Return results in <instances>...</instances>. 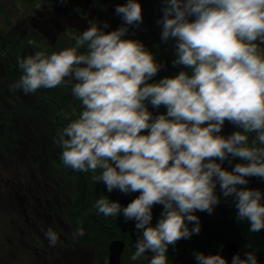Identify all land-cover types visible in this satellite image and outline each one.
<instances>
[{
	"label": "clouds",
	"instance_id": "obj_1",
	"mask_svg": "<svg viewBox=\"0 0 264 264\" xmlns=\"http://www.w3.org/2000/svg\"><path fill=\"white\" fill-rule=\"evenodd\" d=\"M164 5L157 21L161 41L175 40L172 64L191 74L182 70L148 83L164 65L141 41L123 38L129 26L142 23L141 4L128 0L115 9L123 26L106 33L108 24L93 22L72 47L18 58L23 74L10 86L27 95L71 84L83 110L60 113L70 120L57 133L61 160L77 171H98L93 182H102L109 193H140L126 207L101 196L93 208L105 217L122 214L125 222L135 221L130 259L150 251L149 264H168L170 245L199 234L194 213L211 214L220 203L217 183L225 198H233L238 221L247 220L250 232L264 229V193L238 188L248 177L264 179V0H164ZM146 102L155 109L165 106L166 114L153 116ZM225 121L243 131L221 135ZM229 155L246 163L228 171L221 165L231 164ZM156 205L163 210L152 226ZM84 234L82 226L75 233ZM46 238L55 246L59 236L50 227ZM245 255H235L232 264H257L254 252ZM195 259L227 264L219 254L198 252Z\"/></svg>",
	"mask_w": 264,
	"mask_h": 264
},
{
	"label": "trees",
	"instance_id": "obj_2",
	"mask_svg": "<svg viewBox=\"0 0 264 264\" xmlns=\"http://www.w3.org/2000/svg\"><path fill=\"white\" fill-rule=\"evenodd\" d=\"M79 1L80 0H73V8L75 11L82 13V5L79 4ZM92 1L95 5L89 6L92 9L90 23L95 22L101 28H103L105 23L108 24V27L103 28V30L118 29L124 25L121 16L116 14L115 9L119 5L126 4L128 0ZM137 2H139L142 7V23L139 26H129L128 32H131L130 35H126L123 38L141 41L146 49L155 55L157 63L164 65V67L158 71L157 75L151 79L150 83H156L165 77H174L182 70L191 74L190 69L184 66H173L172 64V61L176 59L175 40L170 39L167 42L161 41L162 25L158 24L157 21L161 20L163 17L162 9L165 6L164 0H137ZM4 13L5 9L2 0H0V63H2V45L4 43L2 30H4L5 25H7V21L3 16ZM92 15H96L95 20L92 19ZM114 18L119 19L115 20ZM190 19H194V17ZM79 51H86V46L82 47ZM15 76V74H11V77ZM69 92H71V84L60 86L57 89V100L61 103L63 112H65L64 105L68 103L65 94ZM2 93V73L0 71V150H2L7 157H14L18 150L21 149L19 145L20 142L23 141L28 143L27 152L28 155L30 154V158L37 157L39 153H43V150L40 147H36L34 143H46L48 148H50L49 145L51 142L59 140L57 135L58 131L62 130L70 122V120H65L62 115L59 114L56 120L53 117H47L46 119L41 118V129H34L33 132H31L32 136L26 137V135H23L20 128L22 126L20 117L18 115L6 114L1 100V98H3ZM71 103L73 105L72 109H75L77 114L83 110L81 102L78 99L73 98ZM25 116L23 119L26 120V122L36 128L39 127L35 122L38 121L37 115L35 116L32 113L31 115ZM71 118L74 119L75 117ZM14 127L19 129L13 130ZM50 130L53 131V135ZM220 134L224 135L222 131ZM252 136H254V134L250 135V139ZM62 151L63 149L57 142L56 160L46 163L42 160L43 158H41V155L40 160L42 161H39L37 157L36 159L38 160H36L35 166L39 168L38 170L41 169V171H37L39 175L35 174V177L37 176L38 178L41 175L47 180V190L50 189V185L56 188L57 200L61 198L63 200V204H61L60 208V211H63L61 216L64 217V222L66 224L72 225L73 236L77 244L85 246L89 250V255L91 256L90 262L93 264H106L108 245L113 240H121L124 242L125 248L122 252L121 259L122 261L125 260L126 255L134 254L135 252L132 248V240L130 237L131 231L136 232L135 221L125 222L122 214L118 217H105L103 214H98L93 208V204L97 199L101 198V196H107L110 200L117 201L116 195L119 193L118 190H113L109 193L102 182L95 184L92 177L93 175H98V171L96 173H85L64 166L61 160ZM229 160H231V164L226 160L221 165L228 171H232L233 167L238 163H246L239 157L233 158L231 155H229ZM216 162L220 163L219 160ZM43 167L45 168L42 169ZM10 171L11 173H13L12 171L18 172L16 168H12ZM15 177H17V175H15ZM247 179L248 184L238 185V188L258 189L264 193V179L257 177H248ZM70 180L72 182H70ZM215 192L219 197L220 203L215 206L211 214L200 211L194 213L200 221L199 234H193L190 239H181L175 246L170 245L167 251L168 264H171V259L175 254L193 256L198 252L208 253L210 255L219 254L226 259L227 264H232V258L223 251V244L227 241H233L238 245L241 259L246 258L245 254L247 252H254L257 258V264H264V229H261L259 232H250V223L247 220H237L238 210L235 207L233 198H225L223 196L219 183H217ZM0 193V196L7 195V193L2 191H0ZM139 195V192L132 193V200ZM68 200H70V204ZM261 203H264V198H262ZM19 206L20 204L18 205V209ZM162 210V205L153 207L152 226L157 224L161 217ZM19 213L23 214L22 212ZM28 214L34 215V213ZM78 221L81 223L78 224ZM81 226L85 230V234L83 236L75 235L77 229ZM188 226L191 230L194 224L189 223ZM214 230L217 231V234L213 233ZM136 264L141 263L137 262Z\"/></svg>",
	"mask_w": 264,
	"mask_h": 264
},
{
	"label": "flooded vegetation",
	"instance_id": "obj_3",
	"mask_svg": "<svg viewBox=\"0 0 264 264\" xmlns=\"http://www.w3.org/2000/svg\"><path fill=\"white\" fill-rule=\"evenodd\" d=\"M2 4L5 9V13L3 14V16L7 21L5 29L2 30L4 43L2 45V63H0V69L2 73V88L4 92L3 104L5 112L7 115H18L21 122L23 121L25 123L23 117L26 114V111H28L25 109L32 105L33 107L31 108L37 115L44 117L45 119L47 117H53L56 120L58 114L60 115L62 111L61 103H59L57 100L58 87L53 89H38L35 93H30L27 95H25L22 90L12 89L10 87L16 81H18L23 74L18 65V58H26L28 56L34 55L35 52L41 50H46L47 54L50 55L54 52H59L65 48L74 46L76 38L79 37V35L82 34L83 31L87 30L90 27V15L84 17L86 8L82 9V13L75 11L73 8V0H2ZM79 4L82 5V8L86 7L87 5H95L92 0H80ZM95 16L96 15H92L93 20L96 19ZM118 19L119 18L115 20ZM113 30L116 29H109L104 31L107 33ZM130 33L131 32H127L126 35H130ZM261 47H264V45H262ZM11 74H15L16 76L11 77ZM150 82L151 80L148 81V83ZM65 97L68 100V103L64 105L65 112H70L73 110V105L71 102L74 97L72 95V92L66 93ZM29 100H33V103H31ZM146 105L149 112H151L153 116L166 114L167 112L165 106L163 107V109H155L151 106L150 103H146ZM23 122V127L21 126L20 128H23V131H25L26 129H30L27 124L23 125ZM15 129L19 128L14 127L13 130ZM34 129L39 130L41 128L34 127ZM142 134L146 135L147 130ZM54 142L55 141H53L49 145L50 148H48L46 143H34L36 147L42 148L43 154L45 155V158L43 159L46 163H50L52 160L57 159V147L54 146ZM55 144L57 145V142ZM25 146H28V143H26L25 141L20 143L21 148H24ZM37 157L39 161H41L40 153ZM37 157H20V174L23 173L22 169H28V175H26L27 173L22 174V181L19 180L18 183L15 184V179L20 178V176L17 175V177H15V175H7L8 173L5 174V179L3 181L2 179H0V186L7 189L4 193H7L8 197L15 196L18 198V202L21 206L20 212H22L23 214L40 213L41 201L39 199H44L46 204H49L50 202V206H48V208L53 207V209H56V206L53 205L52 202V196H56L57 193L56 188L50 185V189L47 190V187L40 188L39 183L38 185L34 183V179H37V176L35 177V174H37L36 172L39 169L35 166V162L36 160H38L36 159ZM26 178L28 180H26ZM131 194L132 193H128V196L132 201ZM53 200L55 201V199ZM31 201H35L38 205L37 207L34 205L32 207L33 209L29 211L28 206H30ZM49 218V222H51V217L49 216ZM50 227L58 233L59 239L56 245L58 246L59 250L69 248L65 251H69V253L66 254L67 256L64 254H58V256L62 255L65 261H75L79 264L80 262L82 264H93L92 262H90L91 256L89 255V251L87 249L80 248L75 252L71 251L70 247L73 241L72 225H60V228H56L55 225L44 226L45 229H48ZM64 233H68L69 237L71 238L66 239ZM45 237L46 234L44 235V238ZM37 242L38 244L43 245L45 239H43L42 237H37ZM132 255L133 254L126 255L125 260L123 261L122 259H120V264H124L125 262V264H136L137 262L141 264H149V260L151 259V256L143 255L137 260L133 261L130 259ZM176 255L181 254H175L173 257H175Z\"/></svg>",
	"mask_w": 264,
	"mask_h": 264
},
{
	"label": "rangeland",
	"instance_id": "obj_4",
	"mask_svg": "<svg viewBox=\"0 0 264 264\" xmlns=\"http://www.w3.org/2000/svg\"><path fill=\"white\" fill-rule=\"evenodd\" d=\"M89 6L90 5H87L86 7L82 8V9L86 8L84 17H87L92 13V9ZM3 94L4 92L2 93L3 98H1L2 103H4ZM29 101L33 103V100H29ZM31 107L33 106L30 105L28 108L25 109L28 110L26 111L25 115H31L33 113L36 116L37 114L32 110ZM163 107L164 106H161L160 109H163ZM41 118L44 117L37 115L38 121H35L40 128H41L40 126ZM26 120H24L25 123L22 121L23 125L27 124L30 127V129H26L25 131H23V128H21V130L23 132V135H26V137L32 136L31 132L34 129V126L30 125V123L26 122ZM51 133L53 135V131H51ZM56 142L57 140H55L54 142L55 147H57V145L55 144ZM27 149L28 146H25L24 148L22 147L21 149L18 150L17 154L14 157H7V155L3 153L2 150H0V179H2V181L5 179L6 173H8L7 175H12V176L19 175L20 178L15 179L16 180L15 184H16L18 183L19 180L22 179V174L28 172V169L25 168L22 169L23 173L20 174L21 173L20 157L24 158L25 156L26 158H30V154L28 155ZM40 155L41 158H45V155L43 153H41ZM42 160L44 161V159ZM6 165L8 166V168ZM10 168L11 169L16 168L18 172L12 171L13 173H11V171H8ZM44 168L45 167H43L42 169ZM37 171H41V169ZM26 175H28V173ZM26 180L28 179L26 178ZM70 182L72 181L70 180ZM34 183L36 185H38L39 183L40 188L41 187L48 188L47 180H45V178H43V176L41 175L37 179H34ZM6 190L7 189L0 186V191L6 192ZM10 197H8V195L0 196V264H79L78 262L75 261L73 262L65 261L62 255L58 256V254H64V255L68 254L69 251L68 252L65 251L69 248L64 250H59L57 245L50 246L49 241L46 239V237L44 238V235L46 234L47 231V229H45L44 226L55 225L56 228H60V225H67L64 222V217L61 216L63 214V211H60L61 204H63L62 198L60 200L59 199L57 200L56 196H52V202L53 205L56 206V209H53V207L48 208V206H50V202L49 204L48 203L46 204L44 199H39L41 201L40 202L41 212L38 214L29 215V214L19 213L21 211V206H19L18 209V205H19L18 198L15 196H10ZM53 199H55V201ZM68 203L70 204V200H68ZM34 205L37 207L38 204L35 201H31L30 206H28V210L31 211ZM49 216L51 217V222H49L50 221ZM64 236L66 237V239L71 238L69 237L68 233H64ZM37 237H42L43 239H45L43 245L38 244ZM72 239L73 241L70 247L72 252H75L77 249L80 248L87 249L85 246L77 244V242L74 239V236ZM80 264L82 263L80 262Z\"/></svg>",
	"mask_w": 264,
	"mask_h": 264
},
{
	"label": "water",
	"instance_id": "obj_5",
	"mask_svg": "<svg viewBox=\"0 0 264 264\" xmlns=\"http://www.w3.org/2000/svg\"><path fill=\"white\" fill-rule=\"evenodd\" d=\"M242 129L237 128L233 124H231L228 121H225V124L222 128L223 134L227 137L231 135L235 131H239ZM117 201L123 206L126 207L130 202L131 199L129 198L128 194L124 193H117L116 195ZM213 230V229H212ZM214 234H217V231H213ZM137 233L131 232L130 237L133 241V248L136 251V239H137ZM125 248L124 242L121 240H113L108 245V258H107V264H120L121 254ZM223 251L227 253L232 259L235 255L239 254L240 256V250L238 245L233 241H227L223 244ZM205 255H210L208 253H203ZM144 255L152 256L153 253L150 251H146ZM172 264H198V261L195 259V255L193 257H188L187 255H176L172 259Z\"/></svg>",
	"mask_w": 264,
	"mask_h": 264
}]
</instances>
